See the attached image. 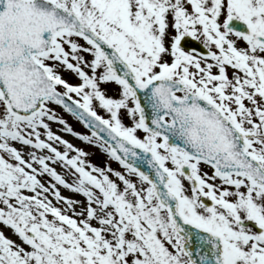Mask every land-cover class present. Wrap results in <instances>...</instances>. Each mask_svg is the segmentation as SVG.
Listing matches in <instances>:
<instances>
[{"label":"snow or ice","instance_id":"snow-or-ice-1","mask_svg":"<svg viewBox=\"0 0 264 264\" xmlns=\"http://www.w3.org/2000/svg\"><path fill=\"white\" fill-rule=\"evenodd\" d=\"M0 264H264V0H0Z\"/></svg>","mask_w":264,"mask_h":264},{"label":"rangeland","instance_id":"rangeland-1","mask_svg":"<svg viewBox=\"0 0 264 264\" xmlns=\"http://www.w3.org/2000/svg\"><path fill=\"white\" fill-rule=\"evenodd\" d=\"M72 79H74V78H72ZM57 111L60 112V114L63 115L65 117V119H67L69 121V123H71L76 130L82 131V132L87 131L84 128V126L81 123H79L74 117H72L69 114L63 112L59 108H57ZM52 128H53V130H57L58 129V125L53 123L52 124ZM59 130H60V134L62 136H64V138L70 140L72 143H74V144H76V145H78L80 147H84L85 149H87L89 151V153H90V159H92L95 163L99 164L104 159L103 155L100 153L99 150L94 149L91 146H89L88 144L81 142L79 139L75 138L71 134H68V133L64 132L62 129H59ZM61 191L66 196H73L74 195V193H72L71 191H69L67 189H64V188H61ZM7 234L11 235L12 234L11 230H7Z\"/></svg>","mask_w":264,"mask_h":264},{"label":"water","instance_id":"water-1","mask_svg":"<svg viewBox=\"0 0 264 264\" xmlns=\"http://www.w3.org/2000/svg\"><path fill=\"white\" fill-rule=\"evenodd\" d=\"M191 46H193V47L197 46V45H196V42H195V41H192V42H191Z\"/></svg>","mask_w":264,"mask_h":264}]
</instances>
